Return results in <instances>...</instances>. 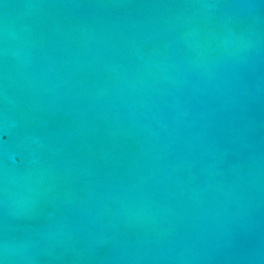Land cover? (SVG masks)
I'll return each mask as SVG.
<instances>
[{"label": "water", "instance_id": "1", "mask_svg": "<svg viewBox=\"0 0 264 264\" xmlns=\"http://www.w3.org/2000/svg\"><path fill=\"white\" fill-rule=\"evenodd\" d=\"M0 264H264V0H0Z\"/></svg>", "mask_w": 264, "mask_h": 264}]
</instances>
